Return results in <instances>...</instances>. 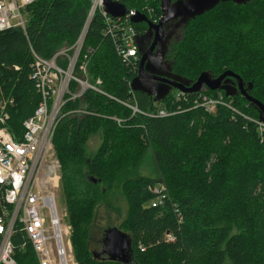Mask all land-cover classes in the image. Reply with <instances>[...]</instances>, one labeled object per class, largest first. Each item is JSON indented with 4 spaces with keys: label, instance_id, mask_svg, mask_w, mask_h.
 <instances>
[{
    "label": "trees",
    "instance_id": "obj_1",
    "mask_svg": "<svg viewBox=\"0 0 264 264\" xmlns=\"http://www.w3.org/2000/svg\"><path fill=\"white\" fill-rule=\"evenodd\" d=\"M122 3L138 11L153 5L163 14L161 0ZM90 5V0H36L27 8L26 32L21 27L0 31V88L15 100L8 107L14 133L21 134L40 101L30 78L32 49L51 57L72 44ZM135 27L139 56L124 59L103 16L96 14L86 37L91 51L85 48L80 61L88 53L90 78L101 79L103 91L91 89L67 103L65 110L83 106L91 113L65 116L54 134L77 264H264V128L259 124L264 114L242 94L227 96L223 90L232 108L218 105L208 113L194 104L202 90L219 94L207 87L196 93L174 89L162 101L134 91L140 111L133 114L123 101L132 97L131 81L150 39L147 23ZM165 59L177 76L191 82L205 71L217 77L231 70L264 104V0L221 1L191 18L172 39ZM174 91L188 99L173 104ZM160 108L177 111L160 116ZM98 132L101 143L90 157L86 144ZM144 165L156 174L145 175ZM162 182L168 197L153 206L151 188ZM119 186L128 211L118 227L132 244L126 263L103 253L105 230L115 224L98 216L101 201ZM169 232L175 240L166 236ZM25 238L21 229L13 235L16 264H39L33 246H23Z\"/></svg>",
    "mask_w": 264,
    "mask_h": 264
},
{
    "label": "built area",
    "instance_id": "obj_2",
    "mask_svg": "<svg viewBox=\"0 0 264 264\" xmlns=\"http://www.w3.org/2000/svg\"><path fill=\"white\" fill-rule=\"evenodd\" d=\"M36 0H0V31L21 27L27 28V8ZM122 2V0H113ZM91 5L84 26L77 39L70 45L58 49L51 57H44L32 49L33 61L30 78L40 94V101L34 113L23 121L20 135L8 126V107L14 104L13 97H6L0 88V264H16L13 235L17 229L25 233L24 245L30 243L37 255L39 264H77L71 241L72 228L64 222L58 205L55 189L59 187L61 164L56 155L54 134L65 116H83L91 113L83 106L67 109L70 101L80 99L88 90L102 92V81L91 80L88 64L89 55L80 61L86 45L89 27L101 13L108 31L113 36L117 51L124 59L138 58L136 37L138 29L131 20L137 12L144 13L150 21L158 23L161 16L151 6L145 11L129 9V13L117 18L107 11L105 0H90ZM19 70V65H14ZM211 95L200 91L194 99L195 106H201L212 113L216 106L232 108V101H226L220 90ZM132 97L123 104L140 111L134 90ZM178 92L172 103L186 98ZM176 110L160 108L157 115L169 116ZM120 123L121 119L116 118ZM260 129L264 121H259ZM156 198L152 205L157 206L168 197L165 183L151 188ZM67 214V212H66ZM178 217L183 218L178 211ZM166 236L175 240L172 233Z\"/></svg>",
    "mask_w": 264,
    "mask_h": 264
},
{
    "label": "water",
    "instance_id": "obj_3",
    "mask_svg": "<svg viewBox=\"0 0 264 264\" xmlns=\"http://www.w3.org/2000/svg\"><path fill=\"white\" fill-rule=\"evenodd\" d=\"M221 1L230 0H161L162 16L158 23H153L141 12L131 17L134 23L145 22L148 25V36L152 38L150 47L144 50L140 59V66L137 75L131 81V88L136 92L146 93L153 96L156 101L164 100L173 89L185 92H199L204 87L211 90H223L227 96L238 93L245 96L251 103L258 106L264 114V104L245 88L240 75L227 70L217 77H212L209 72H202L196 81L191 82L177 76L172 70V64L166 59V53L174 37L175 29L168 27L175 20L181 23H188L191 18L212 9ZM238 4L249 0H231ZM106 11L114 18L129 13V9L122 2L105 0ZM136 37V43L140 44ZM157 49V51H156ZM231 77L235 78L234 82ZM264 120V118H263ZM103 253L112 260L123 262L130 261L132 244L129 235L118 226H111L105 230Z\"/></svg>",
    "mask_w": 264,
    "mask_h": 264
},
{
    "label": "rangeland",
    "instance_id": "obj_4",
    "mask_svg": "<svg viewBox=\"0 0 264 264\" xmlns=\"http://www.w3.org/2000/svg\"><path fill=\"white\" fill-rule=\"evenodd\" d=\"M154 9L155 7L151 5ZM156 10V9H155ZM181 29L179 30V35L181 34ZM177 91H174V94L177 95ZM101 143V134L94 133L91 135L90 139L88 140L86 144L87 152L88 155L91 157L95 154L97 151L99 145ZM151 154V153H150ZM145 169V170H144ZM144 174L145 175H155L154 169L146 165L143 166ZM60 174H61V169H60ZM55 193L57 195V205L59 212L61 216L64 219V222L68 223V217H67V209H66V200L63 194L62 190V183L60 179L59 187L55 189ZM109 204V205H108ZM128 204L127 200L122 192L121 187H117L114 190L110 191L106 198L101 201L99 207H98V216L99 220H103V223H111L115 224L114 226H118L122 220L125 218L127 211H128ZM119 210L120 212H118ZM111 227V226H109Z\"/></svg>",
    "mask_w": 264,
    "mask_h": 264
},
{
    "label": "flooded vegetation",
    "instance_id": "obj_5",
    "mask_svg": "<svg viewBox=\"0 0 264 264\" xmlns=\"http://www.w3.org/2000/svg\"><path fill=\"white\" fill-rule=\"evenodd\" d=\"M180 21V19L178 20H175V21H173L172 23H170L169 25H168V27L170 28V27H173L174 29H175V33H174V37H173V39H175V38H177V37H179L178 35H179V30H180V28H183V26L186 24V23H181L180 25H176L178 22ZM182 30V29H181ZM151 42H152V38H150V39H148L147 40V43H148V48L150 47V45H151ZM156 51H157V49H156ZM174 90V89H173ZM172 90V91H173Z\"/></svg>",
    "mask_w": 264,
    "mask_h": 264
}]
</instances>
